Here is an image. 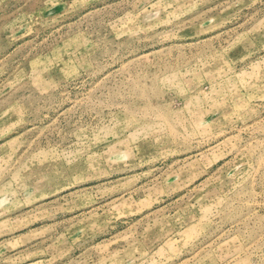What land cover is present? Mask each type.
I'll list each match as a JSON object with an SVG mask.
<instances>
[{
  "label": "rangeland",
  "instance_id": "1",
  "mask_svg": "<svg viewBox=\"0 0 264 264\" xmlns=\"http://www.w3.org/2000/svg\"><path fill=\"white\" fill-rule=\"evenodd\" d=\"M0 264H264V0H0Z\"/></svg>",
  "mask_w": 264,
  "mask_h": 264
}]
</instances>
